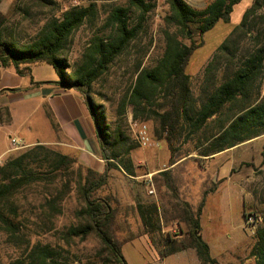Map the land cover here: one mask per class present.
<instances>
[{
	"label": "trees",
	"instance_id": "trees-1",
	"mask_svg": "<svg viewBox=\"0 0 264 264\" xmlns=\"http://www.w3.org/2000/svg\"><path fill=\"white\" fill-rule=\"evenodd\" d=\"M2 0H0L1 2ZM14 11L20 2L15 0ZM42 6H50L52 0H33ZM242 0H212L205 8L197 9L186 0H167L169 13L166 21L189 36L196 32L203 37L219 21L230 22L235 5ZM264 6V0H255L244 12L241 22L229 33L204 70L200 94L195 96L187 67L194 52L203 45L191 40L189 44L179 38L177 32L166 31V46L162 57L153 66H142L138 62L136 78L130 85L128 94L123 98V112L132 105L135 118H149V106L154 105L159 96L164 103L158 104L162 111H153L159 121V128L167 134L166 140L171 149V165L177 162L175 140L187 131L197 135L199 155L210 156L225 149L264 134V94L259 80L264 74V27L258 29L255 43L242 46L245 37L264 23V16L257 14ZM153 5L146 0H129L127 5L113 7L107 18L111 27L107 38L98 37L87 47L83 58L73 70L63 52L71 43V36L86 22H94L97 9L95 4L73 6L60 15L48 18L38 29L35 36L25 43H19L9 36L4 37L0 30V64L5 68L13 67L22 76H29L34 85L53 83L61 88L74 89L86 99L98 126L99 141L107 169L99 172L86 166L71 154L62 153L47 144L34 146L9 157L0 165V229L14 241H21V255L11 264H71L64 255V247L52 244L44 238L55 229L53 219L61 215L64 202L69 194H76L78 207L75 222L62 228L60 237L71 245L80 237L87 239L94 234L100 240L108 258L105 264H128L123 251L124 242H118L115 231L117 208L111 194L101 195L99 191L109 180L108 171L123 168L134 173V163L130 152L138 145L131 135L117 125L111 128L105 120L101 107L91 98L94 82L101 77L109 66L135 41L142 30V21L134 23L131 11L135 9L144 19ZM22 9V8H20ZM29 12L28 7L25 13ZM256 20H263L257 22ZM9 17L0 14V28ZM242 49H245L242 52ZM46 62L54 67L59 79L55 81H34L33 65ZM6 91V90H5ZM15 91V89H7ZM48 117L56 133L61 129L54 114L47 109ZM186 137H184L186 139ZM172 187V186H171ZM40 190V205L35 213L34 235L37 241H25V225L18 208L15 206L19 194ZM214 190H206L197 211L184 201L181 221L188 226L186 237L168 236L161 253L169 255L187 248H194L202 264H221L212 256L211 247L202 235L201 213L207 195ZM138 210L146 232L160 231L161 224L158 206L146 207L138 204ZM255 229L256 242L251 254L257 264H264V222L259 216ZM64 232V233H63ZM24 239V240H23ZM25 245V246H24Z\"/></svg>",
	"mask_w": 264,
	"mask_h": 264
},
{
	"label": "rangeland",
	"instance_id": "rangeland-1",
	"mask_svg": "<svg viewBox=\"0 0 264 264\" xmlns=\"http://www.w3.org/2000/svg\"><path fill=\"white\" fill-rule=\"evenodd\" d=\"M52 1L50 6H42L33 0H26L20 2L19 7L14 11L15 0H2L0 14L9 17V21L0 30L4 37L10 36L19 43H25L35 36L38 29L51 16L60 15L64 10L76 5L95 4L97 9L95 21L86 22L75 31L71 36L70 46L63 52V56L72 65L69 72L73 70L77 62H80L94 39L107 38L111 30L107 18L113 7L129 3V0ZM211 1L186 0L197 9L205 8ZM254 1L242 0L235 5L230 22L219 21L203 37L196 32L189 36L186 32L182 34L176 26L166 21L170 9L167 0H146L153 5V8L144 19L140 18L138 11L132 9L131 20L134 23L143 20L142 30L138 38L94 82L93 92L90 94L94 103L101 107L107 124L111 128L122 125L131 135L132 141L138 145L130 152L134 163V173L129 174L122 167L110 169L109 180L99 191V194H111L115 199L113 204L117 208L115 231L118 242L130 240L139 233L135 229L136 225L142 223L138 204L142 203L146 207L156 204L159 209L161 230L147 233L162 251L169 235L175 238L186 237L188 226L181 221L185 208L182 202H188L192 209L197 211L204 192L216 189L215 193L210 194L200 217L201 232L211 247L212 256L221 264H257V258L251 254V250L256 242L254 232L258 220L249 213L260 215V223L264 222V134L228 149L225 156L209 162L208 157L199 155L197 135H190L187 138L186 136H189L187 130L183 133V137L175 140L174 144L177 148V159L183 161L172 166L171 149L166 140L167 134L161 131L159 121L153 114L155 110H163L158 105L164 103L163 96H159L157 101H154V105L147 108L150 112L149 118L136 119L132 105H127L122 113L123 98L128 94L129 87L136 78L138 62H141L142 68V66H153L159 61L166 46V31L177 32L179 38L187 44L192 39L201 42L203 38V45L194 52L187 67L192 91L195 96H198L206 65L224 39L241 22L244 12ZM27 7L29 12L25 13ZM257 14L264 16V6L258 10ZM263 27L264 23L254 28L245 37L242 46L252 47L256 41L258 29ZM244 50L242 49V52ZM32 75L35 80L58 78L54 67L46 62L36 64ZM258 84L264 94V74ZM10 100L13 101L10 102ZM15 101V99L0 98V165L4 164L9 157L36 145L28 144L21 139L24 147L19 149L12 147L11 138H19V136L12 135L16 128L7 125L11 121L9 102L19 119L18 123L24 122L20 128L17 126L20 133H25L28 140L48 138L49 126L35 104L29 101L30 107L19 109L22 102ZM132 121L147 126L149 143L142 145L137 140ZM138 128L135 129L138 130ZM47 145L66 153L55 145ZM4 150L6 151L3 152ZM71 155L78 158L76 154ZM225 180H227L226 184ZM40 197V190L37 189L33 191V194H19L15 199V206L22 214V218H25V225L22 228L25 241L29 240L31 244L40 238L34 235L36 229L32 223L40 205ZM76 197L74 193L68 195L64 202L63 213L53 219L55 229L49 231L42 239L52 244L62 245L64 247L62 252L69 258L71 264H105L108 255L103 251L100 240L94 234L87 239L77 237L71 245L64 243L60 238L62 228L70 222H75L74 216L78 207ZM20 243L21 241H14L10 235L0 229V264H11L21 255Z\"/></svg>",
	"mask_w": 264,
	"mask_h": 264
},
{
	"label": "crops",
	"instance_id": "crops-1",
	"mask_svg": "<svg viewBox=\"0 0 264 264\" xmlns=\"http://www.w3.org/2000/svg\"><path fill=\"white\" fill-rule=\"evenodd\" d=\"M57 79H34V81L46 82ZM7 89H15V91H7ZM0 98L15 99V102H22L19 109L30 107L29 101H32L37 109L42 112L45 123L49 126L48 138L28 140L25 133H20L17 129V126L20 128L24 122L18 123L19 119L10 104L13 100H10L11 121L7 125L16 128L12 135H18L20 139L28 144L46 143L55 145L62 148L66 153L76 154L79 161L86 166L99 172L106 171L107 160L103 156L99 141L98 126L85 97L80 92L74 89L61 88L53 83L34 85L29 76H22L13 67L5 68L0 64ZM48 107L59 123L61 129L59 134L56 133L52 121L48 117ZM226 154L227 149L206 157L210 159L209 162H214ZM182 161V159L177 160L172 166ZM226 182L227 180H225V184ZM213 193L215 191L209 193L206 202L210 194ZM135 229L139 233L122 245V251L128 264H202L194 248L163 255L154 244L150 234L145 231L142 223L136 225Z\"/></svg>",
	"mask_w": 264,
	"mask_h": 264
},
{
	"label": "built area",
	"instance_id": "built-area-1",
	"mask_svg": "<svg viewBox=\"0 0 264 264\" xmlns=\"http://www.w3.org/2000/svg\"><path fill=\"white\" fill-rule=\"evenodd\" d=\"M132 127L135 132L137 140H139V142H141L142 145H146L147 143H149L150 138L147 135V126L145 124L141 125L136 121H132ZM136 127H139L138 130L135 129ZM21 143H22L21 139L16 137L11 138V145L14 149H19L24 147V145Z\"/></svg>",
	"mask_w": 264,
	"mask_h": 264
}]
</instances>
